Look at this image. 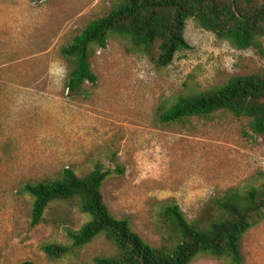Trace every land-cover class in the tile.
I'll return each instance as SVG.
<instances>
[{"label": "rangeland", "instance_id": "obj_1", "mask_svg": "<svg viewBox=\"0 0 264 264\" xmlns=\"http://www.w3.org/2000/svg\"><path fill=\"white\" fill-rule=\"evenodd\" d=\"M115 1L0 0V264H93L114 253L101 235L72 245L69 230L90 219L73 202L50 203L43 221L30 224L32 199L23 185L64 168L79 175L96 163L110 169L105 204L151 245L162 241L159 202L173 199L192 219L229 187L264 179V138L248 118L220 110L167 125L156 118L161 100L264 71V55L234 48L191 18L189 48L167 66L113 35L89 57L96 81L68 91L61 47ZM48 243L67 251L49 257L42 250ZM240 250V264H264V222L244 234ZM190 264L232 263L199 255Z\"/></svg>", "mask_w": 264, "mask_h": 264}, {"label": "trees", "instance_id": "obj_2", "mask_svg": "<svg viewBox=\"0 0 264 264\" xmlns=\"http://www.w3.org/2000/svg\"><path fill=\"white\" fill-rule=\"evenodd\" d=\"M190 18L236 49L253 48L264 55V0H116L106 15L88 22L61 47L60 54L69 63L66 88L72 93L84 82L96 81L89 57L113 35L128 40L130 50L156 66H167L176 52L189 48L184 30ZM217 110L248 118L252 132L264 138V71L230 77L224 84L180 95L172 102L161 100L156 118L167 125L208 118ZM110 173L96 163L82 175L64 168L58 176L26 182L22 190L32 199L30 224L43 221L50 203L68 201L90 217L79 230H69L72 245L84 246L101 235L115 249L112 255L95 257L93 264H190L199 255L240 264L242 237L264 222V179H254L248 185L229 187L192 219L173 199L159 202L162 241L151 245L126 219L110 213L102 195ZM42 250L49 257H60L67 247L48 243Z\"/></svg>", "mask_w": 264, "mask_h": 264}]
</instances>
